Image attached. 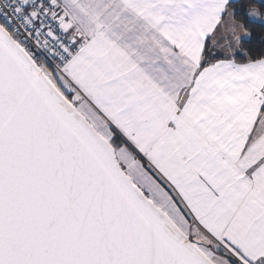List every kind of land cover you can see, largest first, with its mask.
Listing matches in <instances>:
<instances>
[{"label":"snow or ice","instance_id":"6c2138e0","mask_svg":"<svg viewBox=\"0 0 264 264\" xmlns=\"http://www.w3.org/2000/svg\"><path fill=\"white\" fill-rule=\"evenodd\" d=\"M0 264H264V0H0Z\"/></svg>","mask_w":264,"mask_h":264}]
</instances>
